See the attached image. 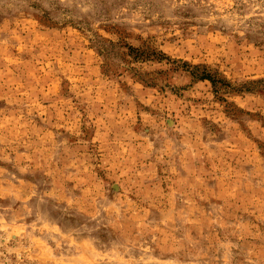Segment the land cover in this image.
Returning <instances> with one entry per match:
<instances>
[{
	"label": "rangeland",
	"instance_id": "1",
	"mask_svg": "<svg viewBox=\"0 0 264 264\" xmlns=\"http://www.w3.org/2000/svg\"><path fill=\"white\" fill-rule=\"evenodd\" d=\"M0 264H264V0H0Z\"/></svg>",
	"mask_w": 264,
	"mask_h": 264
}]
</instances>
